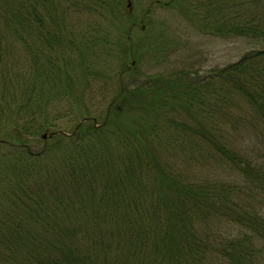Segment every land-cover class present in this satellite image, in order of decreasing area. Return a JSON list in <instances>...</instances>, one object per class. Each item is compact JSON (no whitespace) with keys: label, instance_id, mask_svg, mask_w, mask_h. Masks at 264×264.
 <instances>
[{"label":"trees","instance_id":"16d2710c","mask_svg":"<svg viewBox=\"0 0 264 264\" xmlns=\"http://www.w3.org/2000/svg\"><path fill=\"white\" fill-rule=\"evenodd\" d=\"M171 4L188 18L202 14L198 24L217 36L246 38L261 48L209 76L184 72L163 91L125 92L123 85L103 124L87 114L67 134L52 130L48 112L52 98L88 82L90 76L74 79L73 52L84 62L99 59L121 42L112 36L114 21H138L124 0H0V126L22 140L0 174V264H264V216L245 204L256 195L264 204V156L248 158L231 135L243 126L264 133V0ZM86 14L104 20L72 22ZM65 67L71 72L64 85L71 86L63 91L57 84ZM177 90L180 98L170 94ZM78 100L75 95L77 112L86 111ZM162 107L190 112L195 122L167 119ZM121 110L146 115L130 118L131 126ZM109 129L117 130L114 136H107ZM45 134L65 145L54 164L45 158L58 148L34 153L23 145ZM5 136L0 143L7 144ZM170 141L195 148L192 161L238 170L243 183L178 170ZM225 224L239 234L225 237L217 229Z\"/></svg>","mask_w":264,"mask_h":264},{"label":"rangeland","instance_id":"374dc122","mask_svg":"<svg viewBox=\"0 0 264 264\" xmlns=\"http://www.w3.org/2000/svg\"><path fill=\"white\" fill-rule=\"evenodd\" d=\"M171 1L124 0V10H128L137 19L138 23L133 26L129 22L130 20H126L128 17L125 14V17L121 19L122 22H113L114 24L110 26L112 36L120 39L121 42L113 43L109 52L102 51L99 59H89L86 62L79 58L77 53L73 52L74 60H77L75 61L76 65H73L74 74L72 75L74 79L79 81L82 80L83 76L90 77L86 78L88 82L85 85L75 84L73 87L64 85V82L68 83L67 75H70L68 72H71V69L69 67L63 69V75L58 78L60 84H57V89L65 91L64 89H68L71 86L70 89L73 90V94L67 92L63 97L52 98L53 101L48 112V116L53 119L54 126H56L52 130H62L61 132L71 134L87 114H90L91 122L101 125L105 119L108 103L119 95L120 87L123 85L125 86V92H132L135 87H144L146 89L150 86L157 89L162 88L163 91L165 82H178L184 72H187L190 77L196 74L199 77L209 76L217 70L224 69L239 61L246 53L261 48L259 44L246 38L215 35L210 25L205 29V26L198 24L196 19L202 20V14L193 16V19L191 16L188 18L180 11L179 6H173ZM101 19L104 20L103 18ZM101 19L95 14H86L83 19H74L72 22L101 23ZM211 22H213L212 17ZM126 30H130V34ZM122 36L124 38H120ZM126 37L130 38L129 41ZM27 58L29 59L26 53L21 58L25 69L29 66ZM81 63L88 69L84 73V66L80 67ZM32 65L35 64L32 62ZM91 72L93 76H91ZM173 93L178 98L181 97L179 90L170 94ZM75 95L79 97L78 101L82 110L86 111L78 110L77 112L73 103ZM135 98L136 96H134ZM161 110L165 112L167 119L174 118L188 121L189 124L195 122V118L190 112L167 110L165 107H162ZM120 113H124L123 119H121L122 122L131 126L133 124L130 123V118L146 115L145 110H137L134 113H126L121 110ZM161 125L164 129V136H167L168 130L164 128L163 122H161ZM250 128L243 126L242 131L231 135L238 137L239 149L248 158L257 160L264 156V140H262L264 133L258 135L253 133ZM7 129L0 126V138L8 139L5 134L9 136L7 144L0 143V174L16 157V155H13L15 150V148L12 149L13 146L20 145V141H22L13 132L12 128L7 127ZM227 130L232 133L230 125ZM116 132L117 130L109 129L105 133H107V136H114ZM45 135L47 136V134ZM104 135L98 138L102 140ZM44 136L29 137L27 138L28 142L23 143V145L28 144L34 153L41 152L45 146H49L50 151L58 148L51 153L50 157L47 153L45 154L48 156L45 159L52 162L48 164H54V158L60 157L61 148L64 151L65 145L59 143L56 138L48 140V136L46 138ZM167 144L171 161L174 166L178 167V170H185L192 177H217L219 180H227L239 185L243 183L238 170L228 169L227 166L219 167L217 164L207 161H192V159L198 158V151L195 148L189 145L184 148L174 141H170ZM100 146L101 144L98 148ZM187 154L191 156L189 157L190 159L186 157ZM152 178L154 179V176ZM245 204L249 207L251 206L253 210L259 211L264 216V204L260 195L255 196L252 204ZM217 229H221V233L225 237L239 234V229L231 225H221Z\"/></svg>","mask_w":264,"mask_h":264},{"label":"water","instance_id":"95a60500","mask_svg":"<svg viewBox=\"0 0 264 264\" xmlns=\"http://www.w3.org/2000/svg\"><path fill=\"white\" fill-rule=\"evenodd\" d=\"M47 136L45 135L44 138H46Z\"/></svg>","mask_w":264,"mask_h":264}]
</instances>
